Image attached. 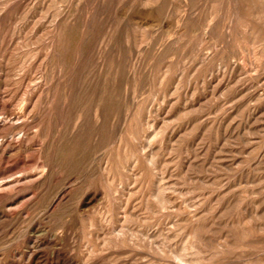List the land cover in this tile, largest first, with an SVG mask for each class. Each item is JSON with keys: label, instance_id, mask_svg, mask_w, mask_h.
I'll return each instance as SVG.
<instances>
[{"label": "rangeland", "instance_id": "rangeland-1", "mask_svg": "<svg viewBox=\"0 0 264 264\" xmlns=\"http://www.w3.org/2000/svg\"><path fill=\"white\" fill-rule=\"evenodd\" d=\"M0 31V264H264V0H0Z\"/></svg>", "mask_w": 264, "mask_h": 264}, {"label": "bare ground", "instance_id": "bare-ground-1", "mask_svg": "<svg viewBox=\"0 0 264 264\" xmlns=\"http://www.w3.org/2000/svg\"><path fill=\"white\" fill-rule=\"evenodd\" d=\"M160 1V0H159ZM164 1V0H163ZM162 4V3H161ZM164 5V4H163ZM18 6V5H17ZM160 7V6H159ZM15 8V7H14ZM16 10V9H15ZM253 13V12H252ZM159 14V13H158ZM17 15V14H16ZM68 16V15H67ZM89 16V15H88ZM2 17V16H1ZM17 17V16H16ZM63 17V16H62ZM85 17H87V16H85ZM72 18V17H71ZM92 19V18H91ZM74 20V19H73ZM86 21V20H85ZM72 23V22H71ZM73 24V23H72ZM83 24V23H82ZM62 26V25H61ZM63 27V26H62ZM101 27V26H100ZM83 29V28H82ZM82 29H80V30H82ZM99 29H101V28H99ZM52 30H54L53 28H52ZM114 30V29H113ZM11 31V30H10ZM34 31V30H33ZM106 31V30H105ZM1 32V31H0ZM14 32V31H13ZM2 33V32H1ZM106 33V32H105ZM71 34V33H70ZM95 34V33H94ZM116 34V33H115ZM8 35V34H7ZM89 35V34H88ZM2 36H3V34H2ZM1 36V37H2ZM55 36V35H54ZM91 36V35H90ZM101 36V35H100ZM7 37V36H6ZM9 37V36H8ZM10 38V37H9ZM9 38H7V39H9ZM50 38V37H49ZM68 38V37H67ZM75 38V37H74ZM104 38V37H103ZM51 39V38H50ZM87 39V38H86ZM89 39V38H88ZM94 39V38H93ZM43 41V40H42ZM50 41H52V40H50ZM110 41V40H109ZM3 42V41H2ZM82 42V41H81ZM123 42V41H122ZM5 43V42H4ZM8 43V42H7ZM44 43V42H43ZM105 43V42H104ZM49 44V43H48ZM58 44V43H57ZM56 43H52L51 44V50H52V52H53V49H55L56 50V48H57V45ZM121 44V43H120ZM123 44V43H122ZM9 45V44H8ZM43 46V45H42ZM45 47V46H44ZM108 47V46H107ZM46 48V47H45ZM102 48V47H101ZM42 49V48H41ZM92 49V48H91ZM119 49V48H118ZM79 50V49H78ZM77 50V51H78ZM87 50V49H86ZM96 50V49H95ZM122 50V49H121ZM88 52V51H87ZM56 53H57V51H56ZM45 54V53H44ZM65 54V53H64ZM115 54V53H114ZM49 55H50V53H49ZM59 55H60V57H63V50L62 49H60V53H59ZM75 55V54H74ZM90 55V54H89ZM4 56V55H3ZM58 56V55H57ZM76 56V55H75ZM5 57V56H4ZM8 58V57H7ZM69 58V57H68ZM83 58V57H82ZM95 58V57H94ZM58 59V58H57ZM59 59H61V58H59ZM75 59V58H74ZM87 60H89L88 58H86ZM85 59V60H86ZM8 60V59H7ZM86 60V61H87ZM114 60V59H113ZM100 62V61H99ZM98 62V63H99ZM42 64V63H41ZM40 64V65H41ZM76 64H78V63H76ZM71 65V64H70ZM73 65H74V62H73ZM8 66V65H7ZM6 66V67H7ZM34 66V65H33ZM42 66V65H41ZM48 66H49V64H48ZM109 66V65H108ZM133 66V65H132ZM1 67V66H0ZM5 67V66H4ZM13 67H14V65H13ZM18 67V66H17ZM56 67V66H55ZM106 67V66H105ZM112 67V66H111ZM111 67L109 68V69H111ZM58 68H59V66H58ZM62 68V67H61ZM74 68V67H73ZM9 69V68H8ZM13 69V68H12ZM91 69V68H90ZM73 70V69H72ZM99 70V69H98ZM120 70H122V69H120ZM100 71V70H99ZM134 71V70H133ZM82 72V71H81ZM125 72H127V71H125ZM20 73V72H19ZM93 73V72H92ZM124 73V72H123ZM108 74V73H107ZM128 74V73H127ZM125 75V74H124ZM4 76V75H3ZM80 76V75H79ZM101 76V75H100ZM122 76V75H121ZM120 76V77H121ZM133 76V75H132ZM77 77V76H76ZM83 77H84V75H83ZM43 78V77H42ZM99 78V77H98ZM105 78V77H104ZM103 78V79H104ZM111 78V77H110ZM18 79V78H17ZM62 79V78H61ZM10 80V79H9ZM26 80V79H25ZM29 80V79H28ZM44 80V79H43ZM105 80V79H104ZM124 80H126V79H124ZM6 81V80H5ZM14 81V80H13ZM20 81V80H19ZM33 81V80H32ZM46 81V80H45ZM15 82V81H14ZM35 82V81H34ZM63 82V81H62ZM122 82V81H121ZM29 83V82H28ZM49 83V82H48ZM89 83V82H88ZM88 83L86 82V80L83 82V84H86V85H88ZM127 83V82H126ZM13 84V83H12ZM38 84V83H37ZM52 84V83H51ZM104 84V83H103ZM121 84V83H120ZM16 86H17V84H15ZM35 85H36V83H35ZM85 85V86H86ZM70 86V85H69ZM117 86V85H116ZM36 86H34V88H35ZM76 87V86H75ZM82 87V86H81ZM91 87V86H90ZM21 88H22V86H21ZM28 88V87H27ZM55 88V87H54ZM71 88V87H70ZM98 88V87H97ZM121 88V87H120ZM39 89V88H38ZM101 89H102V87H101ZM32 90H34V89H32ZM75 90V89H74ZM73 90V91H74ZM78 91H79V89H77ZM94 90V89H93ZM118 90V89H117ZM121 90V89H120ZM72 91V92H73ZM88 91V90H87ZM99 91V90H98ZM97 91V92H98ZM26 92V91H25ZM58 92V91H57ZM104 92V91H103ZM126 92V91H125ZM17 93V92H16ZM46 93V92H45ZM64 93V92H63ZM67 93V92H66ZM20 94V93H19ZM28 94V93H27ZM42 94V93H41ZM47 94H49V93H47ZM58 94V93H57ZM100 94V93H99ZM3 95V94H2ZM6 95V94H5ZM12 95H13V93H12ZM64 95H66V94H64ZM88 95V94H87ZM97 95V94H96ZM45 96V95H44ZM69 96V95H68ZM76 96V95H75ZM83 96V95H82ZM89 96H90V94H89ZM23 97H25V95L23 96ZM67 97V96H66ZM99 97V96H98ZM124 97V96H123ZM21 98H22V96H21ZM26 98V97H25ZM30 98V97H29ZM33 98V97H32ZM78 98V97H77ZM105 98H107V97H105ZM34 99V98H33ZM22 100H24V99H22ZM108 100H110L109 98H108ZM125 100V99H124ZM29 101H30V99H29ZM74 101V100H73ZM105 101V100H104ZM113 101V100H112ZM118 101V100H117ZM110 102V101H109ZM23 103V102H22ZM81 103V102H80ZM136 103V102H135ZM135 103L133 102V104L135 105ZM21 104V103H20ZM117 104V103H116ZM131 104V103H130ZM9 105V104H8ZM31 105V104H30ZM84 105V104H83ZM86 105V104H85ZM139 105V104H138ZM137 105V106H138ZM28 106V105H27ZM89 106H90V102H89ZM112 106V105H111ZM118 106V105H117ZM123 106H124V104H123ZM130 106V105H129ZM128 106V107H129ZM140 106V105H139ZM53 107V106H52ZM88 107V106H87ZM91 107V106H90ZM133 107V106H132ZM6 108V107H5ZM26 108H28V107H26ZM79 108H80V106H79ZM102 102L101 101H98L97 102V104H96V109H95V118H94V123L95 124H98L99 122H100V117L102 116V114H103V110H102ZM123 108V107H122ZM2 109V108H1ZM53 109V108H52ZM82 109V108H81ZM86 109H88V108H86ZM16 110V109H15ZM39 110V109H38ZM56 110V109H55ZM63 110H64V108H63ZM70 110V109H69ZM83 110V109H82ZM91 110H93V109H91ZM106 110V109H105ZM120 110V109H119ZM137 110V109H136ZM10 111V110H9ZM32 111V110H31ZM66 111V110H65ZM87 111V110H86ZM94 111V110H93ZM110 111V110H109ZM112 111V110H111ZM143 111V110H142ZM141 111V112H142ZM3 112H5V111H3ZM40 112V111H39ZM71 112V111H70ZM134 112V111H133ZM6 113V112H5ZM16 113H17V111H16ZM48 113V112H47ZM94 113V112H93ZM139 113V112H138ZM1 114V113H0ZM38 114V113H37ZM58 114V113H57ZM143 114V113H142ZM15 115V114H14ZM55 115V114H54ZM71 115V114H70ZM91 115V114H90ZM127 115V114H126ZM133 115V114H132ZM6 116V115H5ZM35 116V115H34ZM66 116H67V114H66ZM69 116V115H68ZM104 116V115H103ZM129 116V115H128ZM137 116V115H136ZM26 117V116H25ZM73 117V116H72ZM80 117H81V115H80ZM85 117V116H84ZM125 117V116H124ZM2 118V117H1ZM12 118V117H11ZM34 118V117H33ZM36 118H37V116H36ZM58 118V117H57ZM62 118V117H61ZM74 118V117H73ZM90 118V117H89ZM112 118V117H111ZM116 118V117H115ZM127 118V117H126ZM129 118V117H128ZM35 119V118H34ZM45 119V118H44ZM80 119V118H79ZM78 119V120H79ZM103 119V118H102ZM124 119V118H123ZM111 120V119H110ZM148 120V119H147ZM2 121V120H1ZM9 121H11V120H9ZM21 121V120H20ZM37 121V120H36ZM131 121V120H130ZM17 122V121H16ZM15 122V123H16ZM111 122V121H110ZM119 122V121H118ZM1 123V122H0ZM43 123V122H42ZM46 123V122H45ZM44 123V124H45ZM92 123V122H91ZM116 123V122H115ZM129 123V122H128ZM27 124V123H26ZM62 124V123H61ZM77 124H78V121H77ZM108 124V123H107ZM112 124V123H111ZM130 124V123H129ZM136 124V123H135ZM0 125H2V123L0 124ZM148 125V124H147ZM3 126V125H2ZM13 126H14V124H13ZM36 126H37V124H36ZM57 126V125H56ZM89 126V125H88ZM83 127V126H82ZM94 127V126H93ZM109 127V126H108ZM141 127V126H140ZM23 128V127H22ZM76 128V127H75ZM95 128V127H94ZM115 128V127H114ZM142 128V127H141ZM70 129H71V127H70ZM136 129V128H135ZM37 130V129H36ZM52 130H53V128H52ZM98 131V130H97ZM116 131V130H115ZM54 132V131H53ZM57 132V131H56ZM148 132V131H147ZM157 132V131H156ZM37 133H38V130H37ZM37 133H36V135H37ZM40 133V132H39ZM50 133V132H49ZM67 133V132H66ZM72 133V132H71ZM116 133V132H115ZM118 133V132H117ZM128 133V132H127ZM136 133V132H135ZM146 133V132H145ZM26 134V133H25ZM34 134V133H33ZM32 134V135H33ZM140 134V133H139ZM81 135V134H80ZM116 135H118V134H116ZM7 136H9V135H7ZM26 136V135H25ZM131 136V135H130ZM162 136V135H161ZM6 137V136H5ZM32 136L30 135V138H31ZM113 138H115V137H113ZM23 139V138H22ZM53 139H54V137H53ZM68 139V138H67ZM93 139V138H92ZM99 139V138H98ZM24 140L26 141V139L24 138ZM40 140V139H39ZM51 140V139H50ZM116 140V139H115ZM145 140V139H144ZM32 141H34V140H32ZM81 141H83V140H81ZM31 142V141H30ZM44 142V141H43ZM49 142V141H48ZM67 142V141H66ZM5 142H3V144H4ZM36 143V142H35ZM19 144V143H18ZM70 144V143H69ZM2 145V144H1ZM14 145V144H13ZM25 145V144H24ZM33 145H35V144H33ZM42 145H43V143H42ZM100 145V144H99ZM103 145H105V144H103ZM148 145V144H147ZM39 146V145H38ZM70 146V145H69ZM69 146H67V147H69ZM94 146V145H93ZM29 147V146H28ZM122 147V146H121ZM130 147V146H129ZM2 148H4L3 147V145H2ZM10 148V147H9ZM16 148H17V146H16ZM21 148V147H20ZM33 148V147H32ZM1 149V148H0ZM14 149V148H13ZM26 149V148H25ZM98 149V148H97ZM123 149V148H122ZM8 151H9V149H7ZM28 150H29V148H28ZM102 150V149H101ZM132 150V149H131ZM67 151H69V150H67ZM47 152V151H46ZM83 152V151H82ZM19 153H22L21 151L19 152ZM31 153V152H30ZM68 153V152H67ZM41 154V153H40ZM51 154V153H50ZM49 154V155H50ZM66 154V153H65ZM74 154V153H73ZM126 154H127V152H126ZM52 155V154H51ZM135 155V154H134ZM137 155V154H136ZM152 155V154H151ZM28 156V155H27ZM34 156V155H33ZM42 156V155H41ZM40 156V157H41ZM19 157H21V155H19ZM54 157V156H53ZM96 157V156H95ZM135 157V156H134ZM8 158V157H7ZM22 158V157H21ZM44 158V157H43ZM76 158V157H75ZM155 158V157H154ZM28 159V158H27ZM97 159V158H96ZM6 160V159H5ZM48 160V159H47ZM54 160V159H53ZM144 160V159H143ZM40 161V160H39ZM92 161V160H91ZM41 163H42V161H40ZM57 162H59V161H57ZM95 162V161H94ZM97 162V161H96ZM140 162V161H139ZM46 163V162H45ZM19 164H21V163H19ZM44 164V163H43ZM160 164V163H159ZM71 165V164H70ZM78 165V164H77ZM35 166H37V165H35ZM45 166V165H44ZM66 166V165H65ZM50 167V166H49ZM49 167H48V169H49ZM80 167V166H79ZM92 167V166H91ZM36 169H37V167H35ZM67 169V168H66ZM94 169V168H93ZM106 169H108V168H106ZM12 170V169H11ZM96 170V169H95ZM144 170V169H143ZM73 171H76V170H73ZM161 171V170H160ZM35 172H37V171H35ZM4 173V172H3ZM17 173V172H16ZM38 173H39V171H38ZM46 173V172H45ZM158 173V172H157ZM15 174V173H14ZM48 174V173H47ZM46 174V175H47ZM60 174V173H59ZM75 174V173H74ZM160 174V173H159ZM7 175V174H6ZM49 175V174H48ZM74 176V175H73ZM79 176H81V175H79ZM5 177V176H4ZM7 177V176H6ZM76 177V176H75ZM24 177H21V179H23ZM46 178V177H45ZM50 179H52L51 178V176H50ZM65 179V178H64ZM158 179V178H157ZM25 180V179H24ZM63 180V179H62ZM70 180V179H69ZM159 180V179H158ZM7 181V180H6ZM6 181H3V182H0V186L1 185H3V184H5V183H7ZM46 181V180H45ZM50 181V180H49ZM25 182V181H24ZM9 183V182H8ZM47 183V182H46ZM59 183H60V181H59ZM43 184V183H42ZM62 185H65V183L64 184H62ZM34 187V186H33ZM41 187V186H40ZM31 188H32V186H31ZM86 188V187H85ZM40 189V188H39ZM102 189V188H101ZM4 192V191H3ZM64 192V191H63ZM157 192V191H156ZM53 193V192H52ZM55 193V192H54ZM41 194V193H40ZM96 194V193H95ZM59 195V194H58ZM87 195H90V194H87ZM35 197H37V196H35ZM83 197H85V196H83ZM2 198V197H1ZM89 198V197H88ZM52 200V199H51ZM168 200V199H167ZM52 203V202H51ZM163 204V203H162ZM6 212V211H5ZM197 232V231H196ZM185 260V259H184ZM180 261V260H179Z\"/></svg>", "mask_w": 264, "mask_h": 264}]
</instances>
